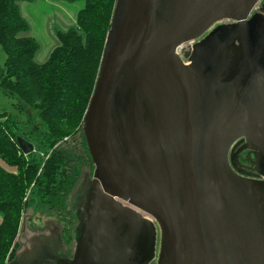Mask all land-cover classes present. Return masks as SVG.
Instances as JSON below:
<instances>
[{
  "label": "water",
  "instance_id": "95a60500",
  "mask_svg": "<svg viewBox=\"0 0 264 264\" xmlns=\"http://www.w3.org/2000/svg\"><path fill=\"white\" fill-rule=\"evenodd\" d=\"M257 2L116 0L83 118L94 170L83 218L89 173L75 209L71 200L78 221L73 258L58 226L27 236L22 227L21 247L7 264H136L138 245L139 264H148L156 228L138 210L159 226L158 264H264V225L253 203L264 182L242 190L226 161L231 143L245 136L264 175V49L249 50L248 16ZM222 19L236 21L228 29L241 49L225 41L207 51L205 40L185 64L177 49ZM211 65L228 66L220 80L217 71L209 76ZM242 82L251 99L240 93ZM18 144L25 154L34 150L22 137ZM58 242L64 258L55 253Z\"/></svg>",
  "mask_w": 264,
  "mask_h": 264
},
{
  "label": "trees",
  "instance_id": "16d2710c",
  "mask_svg": "<svg viewBox=\"0 0 264 264\" xmlns=\"http://www.w3.org/2000/svg\"><path fill=\"white\" fill-rule=\"evenodd\" d=\"M20 1L32 0H0V49L5 52L0 88L17 96L20 110H38L40 122L26 120L20 133L18 118L0 111V264L11 261L19 249L21 218L28 208L38 217L62 222L61 236L72 252L76 218L71 196L94 170L83 118L116 2L63 0L83 1L76 26L57 29L58 44L38 63L39 44L28 34ZM19 137L34 150L25 154Z\"/></svg>",
  "mask_w": 264,
  "mask_h": 264
},
{
  "label": "flooded vegetation",
  "instance_id": "af4514ba",
  "mask_svg": "<svg viewBox=\"0 0 264 264\" xmlns=\"http://www.w3.org/2000/svg\"><path fill=\"white\" fill-rule=\"evenodd\" d=\"M252 17L254 18V21H253L254 32L252 33L253 43L249 45V50H250V53L256 54V53H261L264 49V0H258L255 6L252 8L248 16V20H250ZM235 23L236 21L232 19H222V20L216 21L197 39H194L192 41H189L181 45L176 51L177 54L183 59L185 64H190V60L188 59L190 51H193L195 44H198L205 40L206 42L204 46H205V50L207 51L213 50L215 52L214 48H217V45L219 43H224L225 41H227V43L232 44L233 47H236L237 49H241L240 48L241 44L239 43V38H240L239 35H236V33L233 32V30L230 32V30L228 29V27L230 26L233 28ZM225 66L226 68L228 67L227 65ZM226 68L222 67V68L217 69V68H214L212 65L208 66V69H210L209 76L214 71H217L216 78L218 77L220 80L221 79L220 77L225 73L224 70H226ZM238 68L239 66L237 68L232 69V71H236L238 70ZM236 73L237 71L234 72L233 74H236ZM247 84L248 82H242L240 87H245ZM242 90L243 89L240 88V91H241L240 93L247 94V95L244 94V97L246 98V100L251 99L250 95H248L249 92L247 93L249 89L246 90V87H245V90L243 91ZM219 93L222 96L225 93V91L220 90ZM259 158H260L259 152L255 149V147L248 145L245 136H240L236 138L229 146L228 151H227V160H226L228 174L241 187L242 190L245 189L246 187L245 184H248L249 182H252V183L257 182V181L264 182V175L263 173H261L260 169L258 168L259 162H260ZM88 176L89 177L86 178L87 179L85 183L86 187L84 188V192H83L82 199H81L82 201H81L80 208H79L80 213H81L80 214L81 218H83L82 216L87 214L88 205L90 201V193H91L90 180H92L93 178L92 173ZM245 191H248V189H246ZM123 204L129 205L124 201H123ZM131 207L134 208L133 206ZM138 211L141 212V214L143 215L145 219L151 221L156 228V235H155V240H154L155 242H154V248H153L154 257L148 264H158L159 254L161 251V234H160L159 226L151 215L145 212H142L140 210ZM77 224H78V221L76 219L74 228H76ZM51 227L48 226L46 227V229L42 228L41 230H35L33 229V227H31L32 230H30V233L45 232ZM123 229H125V227H123ZM158 230H159L160 240H159V249L157 252ZM139 238L140 236L138 237V240ZM136 247L137 249L135 248L136 253L134 254V261L136 262V264H139L141 262V258L139 255L140 251H138L140 246L138 245ZM66 256L69 259L73 258V254L71 255L66 254Z\"/></svg>",
  "mask_w": 264,
  "mask_h": 264
},
{
  "label": "rangeland",
  "instance_id": "374dc122",
  "mask_svg": "<svg viewBox=\"0 0 264 264\" xmlns=\"http://www.w3.org/2000/svg\"><path fill=\"white\" fill-rule=\"evenodd\" d=\"M21 4V13H24V17H26L30 29L28 34L35 37L39 48L35 54V61L41 63L45 61L51 52V50L58 44L55 31L61 30L64 31L69 27L76 26V12L79 8L83 6V1H76L74 3H66L63 0H32L31 2H27L23 5ZM25 34V33H24ZM5 62V52L3 49H0V67L4 66ZM18 98L14 94H10L5 92L0 88V111H6L11 115H14L18 118L20 126L19 132L22 133L21 125L26 120H32L35 122H40L39 119V111L36 109L32 110H20L16 103ZM15 171L14 168H10ZM83 179V178H82ZM81 179V180H82ZM77 189L71 196V200H73L74 209L79 204L80 196L82 191L77 192ZM256 199L253 198V203L258 205L259 207V215L257 216L262 221L264 225V195L258 194L253 195ZM21 228L24 227V234H29L30 230L33 229H46V227L50 226H58V228L63 227V223L59 222L53 218L49 217H38L34 214L31 208H28L25 215L21 218ZM20 228V229H21ZM23 234L21 233L20 239L23 238ZM19 240V239H18ZM159 230H158V245L157 252L159 249ZM20 243V242H19ZM21 247V244L19 245ZM69 245H63L62 248L67 255H71L74 252L75 242L72 243V252L70 253L68 250ZM19 247V248H20ZM61 244L58 242V245L55 247V253L60 257L64 258V251L60 248Z\"/></svg>",
  "mask_w": 264,
  "mask_h": 264
},
{
  "label": "crops",
  "instance_id": "0c3cea01",
  "mask_svg": "<svg viewBox=\"0 0 264 264\" xmlns=\"http://www.w3.org/2000/svg\"><path fill=\"white\" fill-rule=\"evenodd\" d=\"M22 3H23V5L25 4V3H27L28 1H21ZM29 2H31V1H29ZM19 4V9L21 10V4H20V2L18 3ZM21 12V11H20ZM22 14V13H21ZM22 16L24 17L25 15H24V13L22 14ZM25 19H26V17H24ZM27 20V19H26ZM1 217H2V215H1V213H0V220H1Z\"/></svg>",
  "mask_w": 264,
  "mask_h": 264
}]
</instances>
